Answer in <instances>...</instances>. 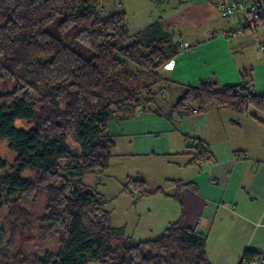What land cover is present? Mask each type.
<instances>
[{"label": "trees", "instance_id": "trees-1", "mask_svg": "<svg viewBox=\"0 0 264 264\" xmlns=\"http://www.w3.org/2000/svg\"><path fill=\"white\" fill-rule=\"evenodd\" d=\"M99 11V0H0V84L12 86L0 93V139L15 153L11 171L0 174V207L15 194L28 201L45 195L40 229L61 243L35 264H210L205 233L177 219L159 237L134 241L110 226L105 200L82 182L108 167L114 113L150 103L162 79L157 69L180 49L159 20L131 34L124 11L104 18ZM220 106L264 113V94L247 81H201L187 86L172 110ZM195 143V159L208 157V146ZM26 169L32 177L22 175ZM130 181L145 193L143 181ZM260 255L245 249L240 256Z\"/></svg>", "mask_w": 264, "mask_h": 264}, {"label": "crops", "instance_id": "crops-1", "mask_svg": "<svg viewBox=\"0 0 264 264\" xmlns=\"http://www.w3.org/2000/svg\"><path fill=\"white\" fill-rule=\"evenodd\" d=\"M146 1L160 3L152 11L154 17L139 15ZM132 3L133 7H116V11H138L139 19L130 23L126 15L129 33L159 20L178 37L180 49L157 69L162 79L154 85L153 100L147 105H128L110 119L107 131L114 147L108 167L121 165L125 159L130 160L127 165L162 159L169 167L165 180L172 195L166 200L172 199L176 208L170 213L165 208L154 234L160 236L161 228L181 219L184 226L208 232L205 254L210 264H235L245 249L264 256V113L253 107L241 112L221 106L185 114L172 110L185 88L201 81L219 85L247 81L251 91L264 94V50L260 48L264 24L231 32L235 18L223 15L218 0ZM137 3L142 9L136 8ZM196 141L209 150V156L199 161ZM87 174L96 181L103 173ZM213 230L218 240L215 248L208 240ZM251 230L256 236L248 239ZM128 236L134 241L155 238L151 227L141 233L132 229Z\"/></svg>", "mask_w": 264, "mask_h": 264}, {"label": "rangeland", "instance_id": "rangeland-1", "mask_svg": "<svg viewBox=\"0 0 264 264\" xmlns=\"http://www.w3.org/2000/svg\"><path fill=\"white\" fill-rule=\"evenodd\" d=\"M146 2L147 5L144 6L147 9L143 7V11L139 15L146 18L150 15V17H154L152 15L155 12L152 11L159 9L160 3ZM120 4L125 7L133 5L132 0H99L100 10L103 11H99V17L104 18L115 12L116 7L121 6ZM136 8L142 9V4L137 3ZM126 15L128 18L126 22L130 23L134 19L136 20L138 11L130 12L128 10L125 12V20ZM174 39L178 40V37L174 35ZM11 87L0 84V93L11 90ZM32 95L35 96L33 93ZM169 99L168 95L167 100ZM250 109L256 111L253 108ZM16 125L26 127L25 123L20 120H16ZM14 156L15 153L8 147V140L1 138L0 158L5 160L6 168L0 170V174L4 171H11L10 166L14 161ZM123 162L115 167H107L102 172L97 171V173H103L100 180L95 181L93 175L87 174L83 176L82 182L88 184V187L90 186L105 200L104 209L109 213L111 227H123L125 235H129L132 229L135 233H141L142 230L145 231L147 227H151L152 236L157 238L159 234H154V231L159 225V219L164 214L165 208L169 213L176 208V203L172 199L166 200L168 199L166 196L172 195V191L166 189L169 182L165 180L166 169L169 167H166L162 159H157L150 164H147L146 161L143 163L141 161V164H138L135 161V163L127 165L130 162L129 159H125ZM126 165L127 167H125ZM22 175L32 177L33 172L26 169ZM131 179L143 181V190L145 191L143 195H140V189L134 188L135 183H132ZM157 189L161 190L157 192ZM159 193H161L160 196ZM3 201L4 203L0 207V264H35L39 257L57 252L61 238L40 229V219L45 213L46 205L44 194L37 195L32 201H28L19 194L4 198ZM117 224L118 226H116ZM163 229L161 228L159 231L162 233ZM252 231L247 233L248 239L256 236V233L254 235ZM204 232L208 233L206 230ZM208 240L210 245H214L215 248L218 240L214 230L208 235ZM214 248L213 251H215ZM237 262L238 260L235 264Z\"/></svg>", "mask_w": 264, "mask_h": 264}, {"label": "built area", "instance_id": "built-area-1", "mask_svg": "<svg viewBox=\"0 0 264 264\" xmlns=\"http://www.w3.org/2000/svg\"><path fill=\"white\" fill-rule=\"evenodd\" d=\"M224 16L234 17L231 32L254 30L264 24V0H218ZM264 50V44L260 46ZM237 264H264V256L241 259Z\"/></svg>", "mask_w": 264, "mask_h": 264}]
</instances>
